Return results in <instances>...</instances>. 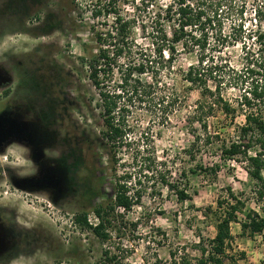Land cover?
Masks as SVG:
<instances>
[{"label":"rangeland","instance_id":"374dc122","mask_svg":"<svg viewBox=\"0 0 264 264\" xmlns=\"http://www.w3.org/2000/svg\"><path fill=\"white\" fill-rule=\"evenodd\" d=\"M8 1L0 0V65L8 73L13 65L16 66L14 72L21 82V97L18 96L17 99L28 95L31 97L37 92L43 96L46 91H59V84L54 85L51 81L52 74L46 76L48 74L45 69L61 65L67 72L66 75L70 76L66 90L73 95V101L79 98V103L75 109L66 108L64 116L60 117L63 119L62 124L58 120L56 128L60 129V138L73 139L69 133L70 125L74 123L87 129L94 128L96 132L102 129L98 109L95 108L94 115L89 111V103L97 98V89L88 77L87 67L80 66L77 59L78 55L88 57L91 51H97L89 27L93 22L90 1L78 0L81 3L79 18L78 15L75 17L72 6L70 10V0H41L39 5L26 3L21 17L15 16L13 12L16 6ZM170 1H117L119 14L132 21L129 35L132 43L129 50L118 58L119 66L114 68L112 81L121 76L122 70L129 68L132 77L139 75L142 83L151 86L142 97L143 100L133 99L129 103L127 121L131 127L129 137L133 144L114 152L118 158L116 175L128 170L137 178L140 174L139 167H149L143 168L140 184L134 185L132 180L129 193L133 195L135 189H138V202L128 211L118 208L113 211L110 217L111 228L108 230L110 235L102 242L89 227L77 224L73 219L74 214L87 210V223L94 225L97 221L90 208L94 200L90 203L85 193L80 194L82 187H78L74 194L58 193L59 196L54 199L56 202H52L46 193H28L10 184L7 176L11 170L19 175L34 171L33 164L25 158L24 151L11 145L0 153V205H6L10 209V216L16 212L19 221L29 227V242L32 244L27 246L28 256H21L9 264H101L102 251L108 247L116 252L123 264H155L157 259H169L171 250L182 247L195 256L197 252L193 244L200 239L206 243L215 234L216 218L208 207L215 206L216 198L224 194L226 187H231L237 195L246 198V209L258 210L251 197L252 180L242 165L235 161L223 163L220 160V139H217L214 148H205L200 142L189 153L193 139L186 119L200 94L196 87L193 88L186 82L183 74L191 63H195L198 52L182 51L169 65L158 67L154 64L152 73L150 17L157 3L164 5ZM223 3V33H229L233 27L237 28L241 21L246 27L251 26L250 18L253 17L255 6L252 0H226ZM49 14L53 16L45 24V16ZM49 23H54L56 27H48ZM210 31L209 43L211 46L216 45L213 41L214 30ZM83 42L85 47L82 46ZM211 46L208 45L205 52L209 59L227 61L237 68L241 67L243 55L239 41L224 44L220 51L211 49ZM10 65L12 67L9 70ZM141 66L144 69L139 74L136 69ZM45 77L47 83L44 81ZM155 81L158 82L157 93L177 95L175 106L168 108L167 112H163V107L152 104V82ZM1 89L3 86H0V111L10 100ZM223 95L233 100L238 91L226 86ZM36 97L35 94L33 98ZM123 101L121 98L120 105ZM91 107H95L94 104ZM7 121L6 117H1L0 126L7 124ZM221 121L223 116L220 112L209 118L211 125ZM241 121L242 117L237 115L236 122ZM108 152L106 147L99 148L101 164H95L97 169L103 168L106 174V179L100 186L102 194L110 191L113 183L109 169L106 170L110 165L107 155L111 154ZM54 153L57 155V152ZM51 154L54 155L52 152ZM83 157L86 160L85 153ZM86 158L91 168H95L93 153ZM214 162L220 163L216 175L200 168L201 163L208 166ZM152 171L155 172L152 174ZM80 175L84 177L85 172L80 171ZM163 178L170 182L177 180L180 188L187 189L189 198L179 200L174 190L163 183ZM102 194L94 198L96 202L105 201ZM238 216L242 218V214ZM230 231L232 240L227 250L229 258L225 259L224 264H264L262 235L250 237L242 234L238 223H231Z\"/></svg>","mask_w":264,"mask_h":264},{"label":"trees","instance_id":"16d2710c","mask_svg":"<svg viewBox=\"0 0 264 264\" xmlns=\"http://www.w3.org/2000/svg\"><path fill=\"white\" fill-rule=\"evenodd\" d=\"M40 1L9 0L8 3L16 6L13 13L16 17L17 15L21 17L24 15L26 3L39 5ZM89 1L90 16L93 20L89 27L97 51H91L88 57L78 55L77 59L80 61V66L87 67L88 77L97 89V98L89 103L94 104L95 107L90 105L89 111L94 115L95 108L98 109L103 128L96 132L94 128L87 129L74 123L70 125L69 134L74 139H91L90 149L94 155L96 169H91V198L94 201L90 208L97 221L94 225L87 223V210L74 214L73 219L75 223L89 227L103 242L110 235L108 230L111 228L110 217L113 211L116 208L128 211L140 198L138 189H135L133 195L129 193L132 180L134 185L140 184L143 168L149 167L147 165L139 167L140 174L137 178L128 170L116 175L118 158L115 157L114 152L133 144L129 137L131 127L127 121L129 103L133 102V99L143 100L142 97L151 86L142 83L139 75L132 77L129 68L122 70L121 76L112 81L118 58L129 50L132 43L129 37L132 21L129 17L125 18L119 14L118 0ZM225 1L171 0L164 5L157 3L150 17L152 73L154 64L158 67L169 65L182 51L198 52L195 63H191L183 74L186 82L191 87H196L200 94L186 119L193 139L189 153H192L200 142L205 148H214L217 139H220L218 148L220 160L223 163L235 161L242 165L252 180L251 197L257 204L258 210L246 209V198L237 195L231 187H226L224 194L216 198L215 206L208 207L216 218L215 234L206 243L200 239L193 244L197 255H191L185 247H182L171 250L169 259H157L155 264H224L225 259L229 258L227 250L232 240L231 223H238L242 234L250 237L260 234L264 238V0H252L255 6L253 17L250 18V27H246L241 21L237 28L233 27L229 33H223L222 29V6ZM80 4L78 0L69 2L70 10L72 6L76 18L77 15L78 18L80 17L78 12ZM19 11L22 13L19 14ZM242 12L243 10L240 11L241 15ZM52 16V14L46 15L44 23H48ZM109 17L112 19L110 20ZM48 27L55 28L56 25L49 23ZM210 30H214L213 41L216 45L211 46L209 43ZM238 41L241 43L243 55V63L239 68L227 61H214L213 58L209 59L205 55L208 45L211 49L220 51L224 44ZM82 46H86L84 42ZM143 69L141 66L136 70L141 74ZM45 70L48 74L46 76L52 74L51 81L55 86L59 84L58 89H60L57 92L46 91L43 94L45 122H48L50 117L53 118V114L58 113L57 120L62 124L63 119L60 117L64 116L66 108L75 109L79 98L73 101V95L66 90L70 76L66 75L67 72L61 65L49 66ZM44 81L47 83V79ZM226 86L237 89L238 95L233 100L224 97L223 90ZM157 88L158 82H152V104L163 107V112H167L168 108L175 106L177 95L174 93L162 95L156 92ZM121 98L124 100L122 105H120ZM58 106L56 112L55 108ZM217 112L222 114L223 121L211 125L209 118L215 116ZM237 115L242 117L241 122H236ZM229 128L232 130L230 131ZM100 139L106 141L102 142ZM104 147L108 148V153L111 154V156L107 155L110 165L106 170L109 169L113 183L110 191L102 194L100 186L106 179V174L103 168L99 170L95 164H101V154L99 155L98 150ZM201 164L200 168L210 171L213 175H216L220 168V163L217 162L208 166ZM154 172L152 171V174ZM163 183L174 190L179 200L189 198L187 189L180 188L177 180L170 182L163 178ZM84 185L85 182L81 185L83 192H85ZM100 194L104 196V202H96L94 199ZM238 214H242V218ZM101 264L123 263L118 259L116 252L108 247L102 251Z\"/></svg>","mask_w":264,"mask_h":264},{"label":"flooded vegetation","instance_id":"af4514ba","mask_svg":"<svg viewBox=\"0 0 264 264\" xmlns=\"http://www.w3.org/2000/svg\"><path fill=\"white\" fill-rule=\"evenodd\" d=\"M11 67L10 65L8 69ZM14 67L16 68L13 65L8 73L0 65V86H3L1 92L10 98L0 111V120L1 117L8 120L7 124L0 126V153L15 145L24 151L25 158L33 164L34 171L19 175L9 168L11 173L7 179L11 185L28 193H46L52 202H56L54 199L59 196L58 193H76L77 188L85 182V192L82 189L79 191L81 195L85 193L91 203L92 168L86 158L91 156V139H61L60 129L56 128L59 123L58 113L53 114L55 119L50 117L45 122L44 97L38 92H34L36 98H33L34 94L31 97L25 95L27 97L18 100L17 97H21V82L20 77H16ZM58 109L59 106L55 108L56 112ZM80 171L85 172L84 177L80 175ZM9 211L6 205H0V264H9L21 256H28L27 246L32 244L29 242V227L19 221L16 212L10 216Z\"/></svg>","mask_w":264,"mask_h":264},{"label":"built area","instance_id":"2783aa9c","mask_svg":"<svg viewBox=\"0 0 264 264\" xmlns=\"http://www.w3.org/2000/svg\"><path fill=\"white\" fill-rule=\"evenodd\" d=\"M97 220V219H96ZM95 224V223H94Z\"/></svg>","mask_w":264,"mask_h":264}]
</instances>
